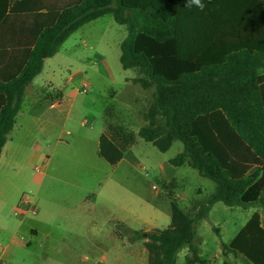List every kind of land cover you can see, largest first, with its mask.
<instances>
[{"label":"trees","instance_id":"1","mask_svg":"<svg viewBox=\"0 0 264 264\" xmlns=\"http://www.w3.org/2000/svg\"><path fill=\"white\" fill-rule=\"evenodd\" d=\"M202 2L201 11L187 7L186 0H85L65 9L41 33L18 76L0 80L1 155L25 90L45 60L82 26L103 16L112 15L127 27L121 66L137 72L135 84L156 90L139 137L161 153L181 142L183 152L171 166L188 164L216 185L195 216L173 203L167 229L144 233L126 228L129 242L147 240L148 264H210L200 256L197 225L213 206L264 207V0ZM128 138L126 145L135 143L133 135ZM123 154L111 139L101 137L100 156L109 164L117 165ZM184 249L189 256L178 263ZM222 249L248 264H264L260 214Z\"/></svg>","mask_w":264,"mask_h":264},{"label":"crops","instance_id":"2","mask_svg":"<svg viewBox=\"0 0 264 264\" xmlns=\"http://www.w3.org/2000/svg\"><path fill=\"white\" fill-rule=\"evenodd\" d=\"M84 1L0 0V80L7 82L18 76L41 33L53 27L65 9L81 5ZM105 18L109 19L104 21ZM82 29L99 30L95 35L83 38L79 35ZM127 35V27L116 23L112 15L85 24L64 42L54 57L45 60L41 74L26 88L15 125L7 135L0 155V264H46L54 253L65 255L66 262L63 264H148L147 240L131 243L122 229L144 233L163 231L171 225L173 203L186 212L172 201L168 190L171 174L166 166L158 167L160 174L157 175L163 179L165 195L162 196L157 186H152L153 202L136 190H131L126 183L127 177L130 184L140 183L133 174V171H138L131 167L137 159L131 156L138 144L136 134L139 136V130L136 134L132 133L135 143L124 145V148L120 146L123 138L117 135L116 130L125 128L124 122L133 120L138 111L136 114L132 108H123L127 110V120L121 121L119 118L108 124L93 118V121L81 122L80 128L86 130L82 133L74 127L72 131L67 130L74 106L84 101L81 99L85 94L83 87L89 84L84 80L80 66L66 75L65 69L59 65L78 63L86 64L87 68L91 65L103 66L112 76L107 56L116 47L121 58V45ZM74 36L71 47L79 50L71 60L63 49ZM77 38H80L79 41ZM136 77L126 78L128 90L123 93L124 96L129 95L132 105H136L132 93L133 87L138 85L133 82ZM134 92L140 95L141 91ZM100 99V94L95 95L94 100ZM19 117H23L20 123ZM103 135L124 151L123 159L117 165L109 164L100 156V139ZM79 138H82L81 143L78 142ZM83 142L91 144L92 158L96 154L103 161L89 158L90 161L85 162L73 156L72 152L83 156L87 153L85 150H88V146H83ZM126 165L128 167H124ZM61 187L68 188L71 196L65 197L62 202L53 200L56 197L43 198L42 191L57 193ZM27 191L34 195L33 203L38 215L16 218L14 211L23 203ZM93 196L95 201L103 199L106 202L105 209L108 210L104 221L116 230L110 233V245L105 246L101 258L91 261V257L86 256L75 260L79 248L72 243V239L70 241V237L77 238L80 243H90L88 232L96 212L91 209ZM233 207L249 211L247 222L256 213L264 222V207L261 205ZM33 243L37 248L31 251ZM183 251H186V257L189 256L188 249ZM220 254L232 253L224 254L221 251ZM240 258L248 264L242 256Z\"/></svg>","mask_w":264,"mask_h":264},{"label":"rangeland","instance_id":"3","mask_svg":"<svg viewBox=\"0 0 264 264\" xmlns=\"http://www.w3.org/2000/svg\"><path fill=\"white\" fill-rule=\"evenodd\" d=\"M109 18H105L104 21H107ZM99 27V25H95ZM86 29V28H85ZM82 29L79 32L83 38L88 37L89 35H95L98 33V30H85ZM94 31V32H93ZM74 38H71L64 46L63 52L71 60L72 56H75L77 50L71 47V44L74 41ZM80 38H77L79 41ZM92 57V53H91ZM69 60V59H67ZM107 60L111 66L110 76L109 72L105 71L103 66L91 65L90 68H87L86 64L78 65V63H73L71 65L60 64L59 66L64 68L66 75L70 72H74L78 66L83 72L84 80L91 86L87 94H83L82 98L83 103L76 104L74 106L73 115L71 121L67 127V130L72 131L73 127L79 129L82 133L86 130L80 128V124L84 120L93 121V118H97L101 123L111 124L114 120L119 119L121 121L127 120V113L123 108H130L138 114L134 117L133 120L124 122L125 128H120L116 130L117 135H123V142H121V147L124 148L126 145L124 142L126 137L127 141L129 140L128 136L138 133L140 128L148 124L147 112L149 107L153 102V95L155 93V88L150 90H143L139 85L133 87V90L141 91L140 95L132 91L135 96V104L132 105L131 98L124 96L123 93L128 90L126 84V78H133L137 76L136 71L128 70L125 71L120 63V52L116 47H113L111 53L108 54ZM71 62V61H70ZM81 76V77H82ZM114 93L116 96H114ZM101 95V99L96 101L94 100L95 95ZM141 99V101H139ZM136 106V107H135ZM24 111V109H23ZM23 117H19L18 123L22 121ZM123 119V120H122ZM106 121V122H105ZM75 123V124H74ZM89 127V126H88ZM111 129V128H110ZM114 130V129H111ZM115 132V131H114ZM124 134H127L124 135ZM138 144L133 150L131 157H136L132 168L136 169L138 172L133 171V174L137 177L138 181L136 184H130L129 178H126L127 185H130L131 190H136L149 202H153V190L152 186H157L162 193V196L165 195L163 190V179L159 178L157 175L160 174L158 167H167L168 171L171 174V181L168 186L169 193L172 197V201L178 203L183 209L189 213L191 216H195L198 211L201 203L211 196L215 191V184L202 176L196 170H193L190 166L184 165L182 167L171 166L170 161L174 159L178 154L183 152V144L181 142H175L172 148L166 152L161 153L155 148L152 144L145 142L141 139L138 134ZM63 140H66L63 137ZM82 138H79L81 143ZM77 142V141H76ZM82 145L88 146V150L84 156L78 154L77 152H72L71 154L85 162L90 160L95 161L98 156L94 154L92 158V146L86 142H83ZM88 154V155H87ZM89 158H92L89 160ZM103 161L101 158H98ZM124 167H128L127 165ZM156 167V169H154ZM145 169V170H144ZM122 178V177H121ZM166 180V179H165ZM28 195L34 197L32 193L27 191ZM56 194V195H55ZM43 198H52L56 197L55 201L62 202L65 197L71 196L70 190L66 187H61L60 191L50 192V190L42 191ZM166 202H167V197ZM92 199V211H96L94 218L92 219V224L88 232V239L90 243L85 242L80 243L77 238L70 237L72 243L77 246L78 253L74 256L75 260L83 259L86 256L91 257V261L101 258L104 253L105 246H109L111 242L110 233L114 230L113 225L105 223L107 216V210L105 209L106 202L103 199L95 201L94 196ZM60 200V201H59ZM97 205L95 206L94 204ZM126 204V202L124 203ZM167 208V204H166ZM264 212V208H263ZM169 214V213H168ZM170 216V215H168ZM249 216L248 210H241L238 207L230 208L225 204L219 202L217 203L209 213L208 217L200 221L197 225V235L200 239V248H201V258L210 264H245L241 260V256L237 254H220L222 245H229L239 231L244 227V224L247 222ZM217 229H221L218 231ZM125 238L131 235L127 232L126 228L122 229ZM221 232V233H220ZM37 246L35 243L30 247L33 251ZM29 249V250H30ZM33 249V250H32ZM217 256V258L215 257ZM237 257V258H235ZM35 258V257H34ZM186 258V251H181L178 255V263H184ZM46 264H63L66 262V257L64 254H52ZM82 264V263H79ZM87 264V263H83Z\"/></svg>","mask_w":264,"mask_h":264},{"label":"built area","instance_id":"4","mask_svg":"<svg viewBox=\"0 0 264 264\" xmlns=\"http://www.w3.org/2000/svg\"><path fill=\"white\" fill-rule=\"evenodd\" d=\"M89 85L83 87V93L87 94L89 90ZM38 215V210L36 205L33 203V197L26 195L23 203L19 205L15 211L14 216L19 219H24L28 217H36Z\"/></svg>","mask_w":264,"mask_h":264},{"label":"clouds","instance_id":"5","mask_svg":"<svg viewBox=\"0 0 264 264\" xmlns=\"http://www.w3.org/2000/svg\"><path fill=\"white\" fill-rule=\"evenodd\" d=\"M186 6L187 7H192L195 6L199 8L201 11L204 9L205 5L202 2V0H186Z\"/></svg>","mask_w":264,"mask_h":264}]
</instances>
